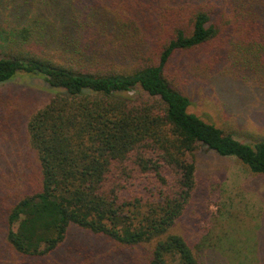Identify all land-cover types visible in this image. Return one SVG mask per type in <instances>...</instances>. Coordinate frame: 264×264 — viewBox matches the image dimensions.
<instances>
[{
    "label": "trees",
    "instance_id": "1",
    "mask_svg": "<svg viewBox=\"0 0 264 264\" xmlns=\"http://www.w3.org/2000/svg\"><path fill=\"white\" fill-rule=\"evenodd\" d=\"M0 52V84L54 94L36 110L0 97V264L260 259L258 230L242 240L222 209L213 238L171 229L201 149L264 178V136L237 140L184 93L204 89L231 130L259 116L236 104L264 103V0H0Z\"/></svg>",
    "mask_w": 264,
    "mask_h": 264
},
{
    "label": "rangeland",
    "instance_id": "2",
    "mask_svg": "<svg viewBox=\"0 0 264 264\" xmlns=\"http://www.w3.org/2000/svg\"><path fill=\"white\" fill-rule=\"evenodd\" d=\"M193 87L195 85L191 87L192 90L195 89V92H184L190 98L191 104L188 109L190 113L197 115L205 122H211L222 129L232 131L234 137L241 142L252 144L257 139L256 135L264 136V103L259 99H255L258 103L236 104L237 110L240 108L243 112H249L253 109L259 116L251 112L250 119L245 120L246 125L242 123V120L238 121V124L242 123L244 128L231 130L228 121L222 117L223 112L219 110L220 102L216 103L214 97L207 95L199 86H196L197 89ZM225 89L228 91L227 88ZM7 95L12 98V103L23 104L28 109L33 107V110H36L44 106L54 94L42 78L19 74L12 80L0 84V97ZM228 104L231 103L228 102ZM195 180L196 189L192 199L171 232L188 236L196 242L200 236L203 237L211 231L213 238L215 233H222L225 230L223 218H228V214H232L231 217L234 219H230V224L236 226L241 232H236L239 238L247 241L252 233L258 230L259 245H264L263 177L250 174L235 158L219 157L203 148L196 157ZM220 209H222L220 214L223 218L219 217ZM211 221H215L213 228H210ZM242 250L243 246L239 241L237 253ZM214 251L204 249L205 259L202 264H228L226 257L224 262L222 259L224 256L216 251L219 256H222L216 257L213 254L216 253ZM260 256V259L254 257L245 263L264 264V252Z\"/></svg>",
    "mask_w": 264,
    "mask_h": 264
}]
</instances>
